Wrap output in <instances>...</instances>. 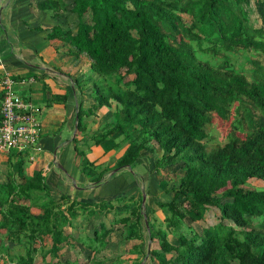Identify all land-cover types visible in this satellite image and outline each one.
I'll return each instance as SVG.
<instances>
[{
    "label": "trees",
    "instance_id": "16d2710c",
    "mask_svg": "<svg viewBox=\"0 0 264 264\" xmlns=\"http://www.w3.org/2000/svg\"><path fill=\"white\" fill-rule=\"evenodd\" d=\"M249 4L250 0H74L76 32L56 25L48 33L91 60L92 108L114 107V123H104L90 137L99 145L114 131L122 135L120 147L125 149L114 168L132 167L143 150L153 156L159 149L154 171H181L168 191L169 201L154 202L166 214L165 227L155 224L154 207L151 218L143 221L142 190L132 193L130 207L122 203L127 214L118 221L124 238L134 241L133 264H146L141 263L144 258L149 264H264V189L248 181H264V2L256 0L262 21L258 27L251 23ZM36 7L55 15L65 10L63 0H42ZM123 68L132 78L124 81ZM80 111L81 107L77 131ZM215 127L226 128L227 141L208 148L205 139ZM83 157L82 166H92L90 174H97L94 160L87 159L85 151ZM28 158L27 150H11L4 163L5 181L0 180L4 264H35L38 254L50 255L47 264H80L60 259L71 237L64 228L81 212L93 215L95 209L67 195L55 199L42 170L34 168L25 175ZM106 171L100 170L93 181L99 184ZM110 201L96 205L106 211L113 208ZM210 206L219 210V222L199 232L181 230V223L191 227L202 220ZM32 207L40 212H32ZM112 231L102 223L94 228L88 245L92 255L85 264L100 263L96 255ZM147 238L157 239L158 247L147 251ZM14 246L24 253L9 254Z\"/></svg>",
    "mask_w": 264,
    "mask_h": 264
},
{
    "label": "crops",
    "instance_id": "0c3cea01",
    "mask_svg": "<svg viewBox=\"0 0 264 264\" xmlns=\"http://www.w3.org/2000/svg\"><path fill=\"white\" fill-rule=\"evenodd\" d=\"M40 1L0 0V106L4 91L2 81L10 77L15 92L41 108V150L29 153L25 175L31 174L34 168L40 169L51 194L57 195H53L55 199L67 195L71 200L89 202L94 207L99 202L95 200L99 198L91 196L98 184L93 182L97 174L91 175V171L82 166L85 151L87 159L89 156L94 160L95 170H107L105 180L101 182L123 169L119 176L126 172L131 178L121 191L133 193L138 189V178L141 181L147 179L149 168L144 167V159L151 158L150 153L143 150L135 165L118 168L110 174L109 169L114 167L115 160L125 149L120 147L117 150L113 146L114 139H122V135L114 131L110 139L99 145L91 142L88 151V139L100 131L104 123L113 121V109L104 106L95 111L92 108L95 101L91 97L88 81L91 60L85 54H78L77 49L62 37H48L51 28L56 25L73 34L76 32L77 15L71 10L74 0H63L65 10L57 15L52 10H39L36 3ZM80 107L82 125L81 130L77 131L75 125ZM88 109L95 111L94 114L88 116ZM76 140L79 147H83L78 154L74 145ZM7 158L8 153H0L1 162ZM0 180L5 181L3 172ZM93 183H96L95 186H91ZM31 210L40 212L36 207ZM79 216L71 220L68 232L64 228L65 233L71 235L69 229H75ZM86 235L88 237V232ZM108 239L110 241V237ZM2 242L0 233V244Z\"/></svg>",
    "mask_w": 264,
    "mask_h": 264
},
{
    "label": "rangeland",
    "instance_id": "374dc122",
    "mask_svg": "<svg viewBox=\"0 0 264 264\" xmlns=\"http://www.w3.org/2000/svg\"><path fill=\"white\" fill-rule=\"evenodd\" d=\"M264 2V0H261ZM248 11L251 23L258 27L261 26L262 21L260 18V15L257 10V4L256 0H250V4L248 5ZM124 68L121 69V73L124 74ZM124 81L129 80L132 78V74H124ZM89 81V79H88ZM114 108V107H112ZM96 111V110H95ZM95 111H91L88 109V116L90 114H94ZM40 120V115H39ZM114 123V118L111 124ZM122 137V136H121ZM40 139V138H39ZM119 139H114V142L117 143V145L114 147V149L117 147V150L120 148V141ZM227 141V134H226V128L225 127H215L210 130L209 137L205 139V143L208 148L215 147L218 145H223ZM92 142V139H88V151L90 150V145ZM75 146L78 148V150H82L83 147H79V143L76 140L74 142ZM160 150L157 149L156 153L152 156L150 154L149 159H144L146 169L149 168L147 179H142V181L138 178V189L145 192V200L141 201V210L143 213V221L146 222L148 218H151V208L154 207V219L155 224L157 226L165 227V216L166 214L157 206L155 205V201H169L171 197V192H168L171 188V185L173 183V179L177 173L180 172V169L176 168H168V170L162 169V172L160 174H157L154 171V165H153V158L158 157L160 154ZM89 155V153H88ZM90 157L88 156V159ZM92 158V157H91ZM92 161L91 159H89ZM117 160V159H116ZM115 160V161H116ZM5 162L0 161V169H2V172L6 170V167L4 165ZM96 167V166H95ZM92 166L88 165V172ZM116 168H110L109 173H112L115 171ZM123 169L116 171L112 174L106 180L105 182H101L97 184V187H95L91 193V196H96L99 199H96L99 202L109 203V200L111 199L110 203L112 204L113 208H109L106 211L98 208V205H95L93 208L95 209V214L89 215L88 212L80 213L78 220H76V227L75 229L71 230V237L70 241L67 244H64L63 249L61 250V256L60 259L65 260L68 259L70 261H77L80 264H85L88 262L89 255H92V252L90 250L89 244H91V241L94 237L93 230L94 228L98 227L99 223L104 224L106 227L112 228V232L110 234V241L107 243V245L103 248V250L96 255V258L100 260L99 264H133V261L137 259V254H134L131 252V246L133 244V240H126L124 238L125 236V230L122 224L118 221V217L121 215L127 214V211L124 210V207L122 203L126 204L127 208L130 207L131 201L130 198L132 197L131 192L127 191H121L124 189L125 184H127L130 181L131 176L128 173H124L121 176L119 174L123 173ZM179 170V171H177ZM97 174H98V170ZM106 173H104L103 176H105ZM92 175V174H91ZM105 180L104 178L101 180ZM163 181L162 184L158 185L159 181ZM249 183L253 186H255L257 189H264V181L259 179H249ZM95 182V181H93ZM96 183L91 184V186H95ZM123 188V189H122ZM121 191V192H120ZM136 191V190H135ZM134 191V192H135ZM96 192L95 194H93ZM133 192V193H134ZM147 193V194H146ZM57 196L56 194H52V196ZM114 195V196H113ZM103 197V198H102ZM113 197V198H111ZM102 198V199H100ZM136 201H138L136 199ZM103 203V204H104ZM37 212L38 210H35ZM124 211V212H123ZM259 220V219H258ZM220 221V212L219 210L214 207L210 206L208 207L204 217L202 220L195 221L191 223V227H188L185 223H181V230L185 231L186 233H190L191 230H195L196 232H199L203 227H206L208 225L217 223ZM224 223L230 224V221L223 220ZM257 219L253 220V223H256ZM145 226V224H144ZM66 232H68V226H66ZM88 232V237L86 233ZM170 241L173 243H176V239L169 234L168 235ZM147 247L146 250L151 249V247H158L157 239L149 240L147 238ZM92 245L96 246V243ZM46 247L48 245L46 244ZM11 255L15 253H24V249L20 246L15 247L14 249L9 250V254ZM5 252H0V264H4L5 261ZM51 257L50 255L46 256L45 258L41 257L40 254L35 256V264H47L48 261H50ZM55 260V259H54ZM141 263L149 264V259L144 258L142 259Z\"/></svg>",
    "mask_w": 264,
    "mask_h": 264
},
{
    "label": "built area",
    "instance_id": "2783aa9c",
    "mask_svg": "<svg viewBox=\"0 0 264 264\" xmlns=\"http://www.w3.org/2000/svg\"><path fill=\"white\" fill-rule=\"evenodd\" d=\"M3 96L0 106V153L11 150H41L39 143L41 108L31 100L22 99L13 88L10 77L3 79Z\"/></svg>",
    "mask_w": 264,
    "mask_h": 264
},
{
    "label": "water",
    "instance_id": "95a60500",
    "mask_svg": "<svg viewBox=\"0 0 264 264\" xmlns=\"http://www.w3.org/2000/svg\"><path fill=\"white\" fill-rule=\"evenodd\" d=\"M75 126L77 127V125H75ZM117 169H118V168H116L115 171H116ZM110 174H112V173H110ZM145 196H146V195H145V192L142 191V200H143V201L145 200Z\"/></svg>",
    "mask_w": 264,
    "mask_h": 264
}]
</instances>
